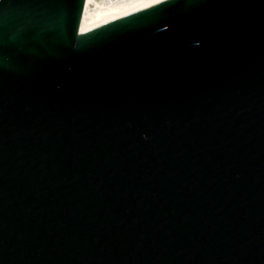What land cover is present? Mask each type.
I'll return each mask as SVG.
<instances>
[{
  "label": "water",
  "instance_id": "1",
  "mask_svg": "<svg viewBox=\"0 0 264 264\" xmlns=\"http://www.w3.org/2000/svg\"><path fill=\"white\" fill-rule=\"evenodd\" d=\"M0 0V264H264V0Z\"/></svg>",
  "mask_w": 264,
  "mask_h": 264
},
{
  "label": "bare ground",
  "instance_id": "2",
  "mask_svg": "<svg viewBox=\"0 0 264 264\" xmlns=\"http://www.w3.org/2000/svg\"><path fill=\"white\" fill-rule=\"evenodd\" d=\"M156 0H86L80 29L90 27Z\"/></svg>",
  "mask_w": 264,
  "mask_h": 264
}]
</instances>
